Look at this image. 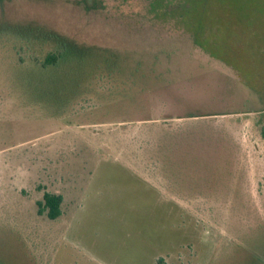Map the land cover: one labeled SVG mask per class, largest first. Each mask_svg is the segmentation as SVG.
Instances as JSON below:
<instances>
[{"label":"rangeland","instance_id":"obj_1","mask_svg":"<svg viewBox=\"0 0 264 264\" xmlns=\"http://www.w3.org/2000/svg\"><path fill=\"white\" fill-rule=\"evenodd\" d=\"M2 21L157 62L156 92L87 79L66 111L75 82L0 50V264H264V0H0Z\"/></svg>","mask_w":264,"mask_h":264},{"label":"trees","instance_id":"obj_2","mask_svg":"<svg viewBox=\"0 0 264 264\" xmlns=\"http://www.w3.org/2000/svg\"><path fill=\"white\" fill-rule=\"evenodd\" d=\"M0 50L8 52L14 66L24 72L37 74L41 78L42 75L53 76L52 78L61 76L64 80L68 79L75 82L73 87L74 92L77 90V95H75L76 97L72 103L74 105H64L66 111H71L80 102V96L86 97L83 85L88 82L87 79H96L101 83L105 77H108V79L117 82V84L109 83L112 86L109 90L110 95L115 94L118 96V94L125 93L132 90V88L134 92L140 91L144 94L156 92L155 85L148 83L146 76L143 75L156 66L157 59L155 55L142 56L143 58L140 60L138 59L140 55H138L133 62L129 63L127 59H123V54L114 49L107 50L81 43L62 32L46 28L37 23L0 22ZM123 79L126 82H123ZM122 83H124V87L120 88ZM116 86L120 90L122 89L119 93L116 91ZM164 91L160 89L158 92ZM83 100L86 101V99ZM92 103L93 106H96L101 102L95 101L93 97ZM65 110L63 109L62 112ZM257 114V120L264 119V109L257 112ZM68 115H72V112ZM220 115L227 114L222 113ZM180 116L185 118V121L180 124H187L196 120L207 122L208 117L214 116L216 118L218 114H192L188 112L180 114ZM172 120H175V117L170 118V123L176 127L180 126ZM188 129L184 130L187 131ZM262 129L264 134V127ZM63 202L64 199L61 195L45 193L43 201L39 202V213L41 215L46 213L49 219L56 220L63 213Z\"/></svg>","mask_w":264,"mask_h":264},{"label":"crops","instance_id":"obj_3","mask_svg":"<svg viewBox=\"0 0 264 264\" xmlns=\"http://www.w3.org/2000/svg\"><path fill=\"white\" fill-rule=\"evenodd\" d=\"M202 50V49H201ZM203 51V50H202Z\"/></svg>","mask_w":264,"mask_h":264}]
</instances>
